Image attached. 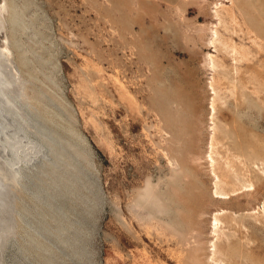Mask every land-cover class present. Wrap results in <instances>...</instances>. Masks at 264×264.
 Listing matches in <instances>:
<instances>
[{
	"label": "rangeland",
	"instance_id": "obj_1",
	"mask_svg": "<svg viewBox=\"0 0 264 264\" xmlns=\"http://www.w3.org/2000/svg\"><path fill=\"white\" fill-rule=\"evenodd\" d=\"M6 1L0 264H264V0Z\"/></svg>",
	"mask_w": 264,
	"mask_h": 264
},
{
	"label": "bare ground",
	"instance_id": "obj_2",
	"mask_svg": "<svg viewBox=\"0 0 264 264\" xmlns=\"http://www.w3.org/2000/svg\"><path fill=\"white\" fill-rule=\"evenodd\" d=\"M3 11H7V16L8 17H12L11 19L12 20H14L15 19V17L14 16H12V14H11V12L9 11V8H8V5H7V1L6 0H4V9H3ZM5 13V12H4ZM8 17H7V19H8ZM15 21H16V19H15ZM10 22V21H9ZM11 23V22H10ZM13 23V22H12ZM6 41V40H5ZM6 51H7V47H6V44L4 43H2V45H0V58H1V56H3V58L4 57H6V56H4V54L6 53ZM6 55V54H5ZM6 60H7V57H6ZM2 85V84H1ZM6 88V87H5ZM4 88V89H5ZM211 110H213V111H215L214 110V108L213 107H211L210 108ZM7 113H9V112H7ZM6 113V114H7ZM60 158V157H59ZM14 167V166H13ZM2 168L0 167V195H1V192H3V190H5L4 189V187H3V185L4 184H8V183H10V182H15L16 181V178H17V173H15L14 171V173L12 172V174L9 172V174H10V176L11 177H9V176H7L6 175V173H3L2 172V170H1ZM8 170H9V167L7 168ZM13 169V168H12ZM15 169V168H14ZM7 170V171H8ZM6 171V170H5ZM6 171V172H7ZM8 174V175H9ZM13 184V183H12ZM9 185V184H8ZM6 188V187H5ZM1 198H2V196H0V200H1ZM4 201V200H3ZM3 201H2V204H3ZM1 202V201H0ZM1 204V205H2ZM64 243V242H63Z\"/></svg>",
	"mask_w": 264,
	"mask_h": 264
},
{
	"label": "water",
	"instance_id": "obj_3",
	"mask_svg": "<svg viewBox=\"0 0 264 264\" xmlns=\"http://www.w3.org/2000/svg\"><path fill=\"white\" fill-rule=\"evenodd\" d=\"M3 9H4V0H0V41L2 39L3 29H4ZM5 185L6 184H4L3 187Z\"/></svg>",
	"mask_w": 264,
	"mask_h": 264
}]
</instances>
